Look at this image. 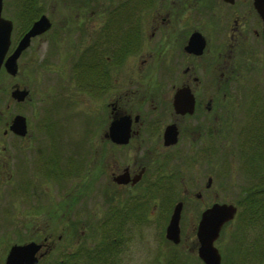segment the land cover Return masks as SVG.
Instances as JSON below:
<instances>
[{
	"label": "flooded vegetation",
	"instance_id": "obj_1",
	"mask_svg": "<svg viewBox=\"0 0 264 264\" xmlns=\"http://www.w3.org/2000/svg\"><path fill=\"white\" fill-rule=\"evenodd\" d=\"M2 8L1 1L0 16L11 22L3 61L33 21L44 16L49 23L19 53L13 75L0 66V76L9 81L19 77L8 87L5 110H12H0V185L8 195L5 213L9 207L14 214L12 222L9 219L14 229L7 235L19 227L16 244H39L38 263L41 256L58 252L59 242L67 239L68 251L49 264H91V258L98 257L86 248L85 239L96 234L101 247L97 264H123L125 254H133L145 236L157 237V250L164 253L163 247L179 243L164 238L173 205L179 202L181 212L186 201L201 200L211 176L226 182L235 174L231 188L249 201L248 226L256 224L260 230L246 241V264L264 263V21L252 0H242L241 10L235 0H20L22 19L16 31ZM48 32L58 67L56 100L63 97L72 105L79 93L94 98L102 115L99 156L90 154L82 162L66 157L62 167L59 140L28 139L9 129L15 115L23 116L26 104V51ZM59 51L69 57L64 60L71 72L66 76ZM179 89L186 91L185 109L182 99V109L176 112L173 99ZM13 90L26 91L24 99L13 98ZM112 121L126 126L121 143L110 138ZM223 141L232 149L223 147ZM109 147L120 162L114 167ZM234 154L238 169L229 164ZM201 156L205 162L198 172L210 166L206 171L211 176L204 186L198 180L195 188L184 187V159L193 163ZM32 161H38L42 181L35 183L27 171ZM92 162L98 176L84 181L83 171ZM99 176L103 215L90 221L83 195ZM28 179L39 187L27 186ZM216 183L223 187L221 181ZM90 222L99 230L88 234ZM28 226L35 228L33 236L23 239Z\"/></svg>",
	"mask_w": 264,
	"mask_h": 264
},
{
	"label": "rangeland",
	"instance_id": "obj_2",
	"mask_svg": "<svg viewBox=\"0 0 264 264\" xmlns=\"http://www.w3.org/2000/svg\"><path fill=\"white\" fill-rule=\"evenodd\" d=\"M235 1L237 9L241 10L242 0ZM2 6L3 14L15 22L14 31H16V26L22 19L20 16V0H2ZM51 37V32H48V34L42 36L41 39L34 40L33 45H31L26 51L27 59L26 63L23 64L22 67L26 70L27 74V79L24 84L26 85L28 94L26 97V104L22 107L23 109L21 110V114L26 120V133L24 138L55 139L60 141L63 145L59 147L61 149L60 151H63L60 155V158L62 159L60 167H62L64 166L65 161L71 158L82 162L83 159L88 160L90 154L99 156L102 144V115L97 110L98 103L94 98L90 99L79 93H75L73 98L75 103L72 105H70L67 99H64L63 97L59 98L60 100H56L57 96L54 94V78L56 77L55 75L58 69V67L55 66L56 52L51 40L46 39ZM59 56L61 60H63L62 64L64 65V68H61L63 67L61 64V71L63 75L66 76L67 73H71L70 70L69 72L67 70V62H64V60H68L69 57L67 55H63L60 51ZM21 69L19 64L18 72H20ZM18 81V76L17 79H13L12 81H9L5 76H0V110L3 113H8L12 110V107L5 110V104L8 101V87L13 82ZM14 110L20 111L18 107ZM46 126L49 127L50 132L48 133L44 131V129H47ZM90 141H95V143L90 144ZM223 147L232 149V147H230V143L225 141H223ZM108 149L109 156L110 154L112 156V167L116 164H120V162L117 161V151L113 147H109ZM31 158L32 157L28 158V161H31ZM63 158H66V160L64 159L65 161H63ZM204 158L205 157L201 156L197 159V162L193 163H191L189 158L184 159V187L190 189L195 188L194 185L198 182V180H201L204 186L207 176L211 174L206 171L207 169L210 170V166H204L203 173L200 174V172H198V169L200 168L199 164L205 162ZM229 159V164L232 168H240V161L238 158H235V154L234 156L231 155ZM36 162L38 161H32V164L30 163L27 167V171L30 176L33 177L35 183L40 180L42 181V177H40V175L36 172L37 168L35 166L39 164ZM95 169L96 163L92 162L87 165V168L85 169L86 172L83 171L85 173L84 175L87 177L84 181H87L90 178L91 180H94L95 177L98 176ZM235 177L236 176L234 174L227 178H231L230 180L226 179L225 182L224 178L215 179L211 176V182L209 184L210 189L202 194L201 200H198L197 202L190 200L183 204L178 222L179 243L177 245H172L167 248L163 247L161 250L164 253H159L157 250V237L156 239L154 237L147 239L148 236H145V238L140 237L139 242H137V250L129 256H127L126 253L123 264H201L195 255V242H197L194 235L195 228L200 212L214 202L230 203L236 206L235 216L221 226L218 237L214 243L215 247L221 254V264H246V261L249 262L245 253L246 241L249 237L250 239L254 238V235L259 234L260 230L259 227L255 226L256 224L248 226L246 219H244L247 215L246 208L245 212H242L246 204L241 201L242 195L235 193V189L231 188L233 186L231 182L235 180ZM101 180L102 178L99 176L94 183L91 181V189L86 193V195H83L86 209L90 215V221L101 219L103 215L104 202L100 188ZM217 181L222 182V188H217ZM34 182L31 181V179H28L27 186L31 188H38L39 186ZM174 185L176 186L177 184L175 183ZM4 190L5 188L3 184H1L0 264H2L8 247L20 239L17 236L19 227L12 231L11 237L7 235V231L14 229L11 223L14 218V214L10 213L11 208L9 210V207L6 208L8 211L5 213L7 202L6 198L8 195L6 196ZM52 197L53 200H56V196L54 194H52ZM17 212L20 211L18 210ZM85 228L89 230L88 234H91V231L99 230V228H95L91 222L89 226ZM85 228H82V231L84 232V235L87 236L88 234ZM25 229L26 232L24 233L23 239L25 237L27 239L33 236V230H35L34 227L28 226ZM145 239L147 240L145 241ZM97 241L98 234H96L95 238H93V235L92 237L87 236L85 239V245L86 248L93 249L94 251L92 253L99 258L98 254L100 255L99 249L101 247L100 244H97ZM59 246L60 250L55 252L50 258L41 256L38 263H36L49 264L52 261L54 263L59 261L63 257L64 253L68 251L69 242L67 239H62L59 242ZM98 260L99 259H97L96 264Z\"/></svg>",
	"mask_w": 264,
	"mask_h": 264
},
{
	"label": "water",
	"instance_id": "obj_3",
	"mask_svg": "<svg viewBox=\"0 0 264 264\" xmlns=\"http://www.w3.org/2000/svg\"><path fill=\"white\" fill-rule=\"evenodd\" d=\"M1 1L0 0V12H1ZM231 2L232 0H223ZM253 7L264 21V0H252ZM49 27V23L44 16H40L38 19L32 22L29 29L23 34L18 41L13 51L4 59L5 52L9 44V35L11 30V22L0 16V66L2 65L4 70L13 75L16 70L15 60L19 53L27 47L31 37L36 36ZM194 35L190 44L195 40ZM201 47L199 39L198 43ZM3 61V62H2ZM26 91L13 90L11 96L18 101H22ZM183 99V111L185 109L186 91L179 89L173 99V107L176 112L182 109ZM11 132L18 136H24L26 133L25 119L23 116L15 115L9 126ZM126 126L120 127L119 122L112 121L109 125L110 138L121 143L125 140ZM168 135L170 132H167ZM181 204L175 203L168 222L164 229V238L173 244L179 242V227L178 219L180 213ZM235 213L234 205L230 203H217L214 202L210 206L203 209L199 214V219L195 228V238L197 241L196 255L203 264H219L220 256L213 245V241L217 238L221 226L227 221L231 220ZM40 245L34 242H28L25 244L17 245L13 244L9 247L3 264H36L37 256L36 253L39 250Z\"/></svg>",
	"mask_w": 264,
	"mask_h": 264
},
{
	"label": "trees",
	"instance_id": "obj_4",
	"mask_svg": "<svg viewBox=\"0 0 264 264\" xmlns=\"http://www.w3.org/2000/svg\"><path fill=\"white\" fill-rule=\"evenodd\" d=\"M46 128L47 129H44V131L45 132H50L49 131V127L48 126H46ZM242 198H241V201H242V203H245V204H249V201L247 200V198L245 197L244 198V196H241ZM262 200H259V199H257L255 202L256 203H260ZM252 202H253V200H252ZM244 209H245V207L243 208V211H244ZM243 213V212H242ZM251 217H249L248 215H246V217L244 218V219H246V222L248 223V220L250 219ZM94 259H98V258H94V256H93V258H91V264H95V260ZM66 261H64V263H65ZM67 264V263H66Z\"/></svg>",
	"mask_w": 264,
	"mask_h": 264
}]
</instances>
